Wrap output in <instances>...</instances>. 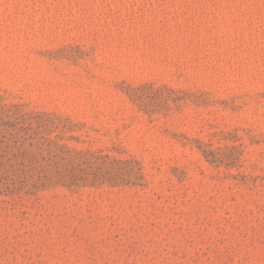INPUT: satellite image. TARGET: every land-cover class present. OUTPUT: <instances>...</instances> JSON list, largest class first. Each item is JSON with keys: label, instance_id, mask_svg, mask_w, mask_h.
Instances as JSON below:
<instances>
[{"label": "rangeland", "instance_id": "rangeland-1", "mask_svg": "<svg viewBox=\"0 0 264 264\" xmlns=\"http://www.w3.org/2000/svg\"><path fill=\"white\" fill-rule=\"evenodd\" d=\"M0 264H264V0H0Z\"/></svg>", "mask_w": 264, "mask_h": 264}]
</instances>
